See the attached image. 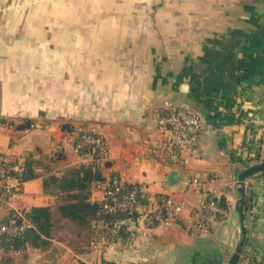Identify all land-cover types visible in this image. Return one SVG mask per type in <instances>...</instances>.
Listing matches in <instances>:
<instances>
[{"label":"crops","instance_id":"crops-1","mask_svg":"<svg viewBox=\"0 0 264 264\" xmlns=\"http://www.w3.org/2000/svg\"><path fill=\"white\" fill-rule=\"evenodd\" d=\"M169 106L202 119L200 146L183 154L181 168L157 125ZM29 120L30 128L16 129ZM67 122L74 130L61 138ZM79 128L107 138L109 156L95 164L105 181L117 175L140 186L144 206L166 196L175 219L145 233L135 231L139 221L129 224L131 235L112 243L99 220L86 252L54 239L46 250L0 248L2 259L229 264L241 236L236 178L264 160V0H0V155L20 175L32 159L36 174L7 208L56 206L59 195L44 191V179L95 163L75 150ZM175 169L181 178L172 184ZM187 175L208 181L223 207L203 234L195 214L202 194L185 183ZM105 181L92 183V202H101ZM246 186L238 264H264V172Z\"/></svg>","mask_w":264,"mask_h":264},{"label":"built area","instance_id":"built-area-1","mask_svg":"<svg viewBox=\"0 0 264 264\" xmlns=\"http://www.w3.org/2000/svg\"><path fill=\"white\" fill-rule=\"evenodd\" d=\"M158 128L165 136L164 147L170 152L172 162L181 168L186 160L185 152H195L200 146V137L203 131L200 114L186 106H169L162 110L157 118ZM75 150L83 156H88L97 163H104L109 156V146L105 137L93 132L79 131ZM24 181L20 174L0 155V243L1 238L21 237L28 227L30 221L24 210L7 208L6 204L10 197L20 194L23 190ZM184 181L188 186H194L199 193L206 189L208 181L202 180L196 175H187ZM144 194L141 187L135 184H127L119 176L112 175L103 184L102 208L107 213H120L125 218L115 224L142 223L136 227V232L145 233L146 230L165 222L171 223L175 219L170 201L166 196H158L154 205H142ZM149 205V206H148ZM148 206V207H146ZM144 207V211L141 208ZM223 213V207L213 195H202L200 205L195 212L197 216L196 227L203 234L208 229L211 218ZM105 243H112V236L107 232L103 236ZM1 248V247H0Z\"/></svg>","mask_w":264,"mask_h":264},{"label":"trees","instance_id":"trees-1","mask_svg":"<svg viewBox=\"0 0 264 264\" xmlns=\"http://www.w3.org/2000/svg\"><path fill=\"white\" fill-rule=\"evenodd\" d=\"M34 161L32 159L26 162V168L21 177L23 180H29L36 177L32 170ZM103 176L100 166L92 164L91 166L71 167L65 170L61 176L48 175L44 179V191L59 195V201L56 206H34L25 211L30 221V227L18 238H1L0 247L5 253L9 251H22L28 246L41 250L49 249L56 237V229L61 222L71 223L77 228L74 250L77 252H86L92 244L94 235V222L103 220L107 225L106 231L112 236L113 241L122 239L131 231L125 224H120L115 232L113 222L121 221L125 218L120 213H107L103 211L102 204L90 200V189L94 182H103ZM248 200L244 209L247 208ZM94 241V240H93ZM4 264H11L12 258L7 256L3 258ZM102 264H116L104 260Z\"/></svg>","mask_w":264,"mask_h":264},{"label":"water","instance_id":"water-1","mask_svg":"<svg viewBox=\"0 0 264 264\" xmlns=\"http://www.w3.org/2000/svg\"><path fill=\"white\" fill-rule=\"evenodd\" d=\"M31 125H32V122L29 120L26 122H22L20 124H16V129L22 130L25 128H30ZM73 130H74L73 124L67 122V123L62 124L61 130L60 132H58V134L61 136V138H63L67 134L72 133ZM57 155L60 156V153ZM105 165L109 166L110 164L109 162H106ZM260 172H264V160L248 166L240 174H238L236 178V192L238 195V199L236 202L235 209H236V212L238 213L239 220H240L241 236H240V240L238 244L235 247L234 252L232 253V256L230 257L229 264L239 263L242 249L246 242L247 229H246V224H245L246 215L244 211V207H245L246 200H247L246 181L249 177L257 173H260ZM180 178H181V171L175 169L172 172H170L168 181L172 184H175L180 180Z\"/></svg>","mask_w":264,"mask_h":264},{"label":"rangeland","instance_id":"rangeland-1","mask_svg":"<svg viewBox=\"0 0 264 264\" xmlns=\"http://www.w3.org/2000/svg\"><path fill=\"white\" fill-rule=\"evenodd\" d=\"M17 29H18L17 31H20L22 29V27H18ZM79 131L93 132V133H96V134H100L101 136H103V137L106 138V136L104 134H102V133H98V132H95V131H88V130L79 128L76 131L75 144L77 142V138H78V135L77 134H78ZM106 140H107V138H106ZM107 143H108V141H107ZM77 153L80 154V155H82L79 152H77ZM90 160H92V158ZM92 162L93 163L95 162L94 164H97V162L95 160H92ZM209 193H210V191L207 190V189H205L204 194H202V192H201L202 195H206V194H209ZM106 227H107V225H106ZM76 232H77V228L74 225H72L71 223L61 222V223L58 224V228L56 229V237H55V239L60 240V241H64V242L70 244L71 246H73L75 248V246H74L75 244H72V242H75L76 243V241L78 240V239H76V236H75L76 235ZM107 232L108 231L103 230V235L102 236H106ZM94 235H92V237ZM110 239H112V237ZM2 260H3L2 259V256H0V264L1 263L4 264L2 262ZM22 262H23V260H22Z\"/></svg>","mask_w":264,"mask_h":264}]
</instances>
